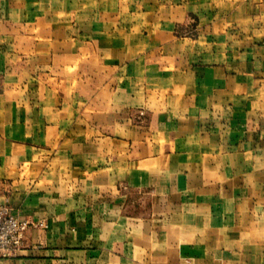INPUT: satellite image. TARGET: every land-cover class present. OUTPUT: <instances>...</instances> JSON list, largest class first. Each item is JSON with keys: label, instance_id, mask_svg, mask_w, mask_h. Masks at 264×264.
<instances>
[{"label": "crops", "instance_id": "0c3cea01", "mask_svg": "<svg viewBox=\"0 0 264 264\" xmlns=\"http://www.w3.org/2000/svg\"><path fill=\"white\" fill-rule=\"evenodd\" d=\"M0 264H264V0H0Z\"/></svg>", "mask_w": 264, "mask_h": 264}, {"label": "built area", "instance_id": "2783aa9c", "mask_svg": "<svg viewBox=\"0 0 264 264\" xmlns=\"http://www.w3.org/2000/svg\"><path fill=\"white\" fill-rule=\"evenodd\" d=\"M31 225L28 220H22L13 214L7 204L0 203V255H7L21 248Z\"/></svg>", "mask_w": 264, "mask_h": 264}, {"label": "rangeland", "instance_id": "374dc122", "mask_svg": "<svg viewBox=\"0 0 264 264\" xmlns=\"http://www.w3.org/2000/svg\"><path fill=\"white\" fill-rule=\"evenodd\" d=\"M4 204V203H3ZM9 206V205H8ZM10 207V206H9Z\"/></svg>", "mask_w": 264, "mask_h": 264}]
</instances>
